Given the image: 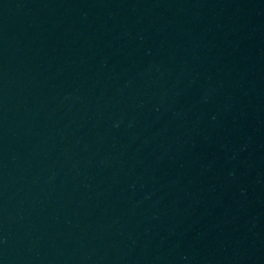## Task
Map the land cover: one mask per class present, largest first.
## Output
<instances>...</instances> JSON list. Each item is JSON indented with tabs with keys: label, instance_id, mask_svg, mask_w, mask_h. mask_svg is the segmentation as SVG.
I'll use <instances>...</instances> for the list:
<instances>
[{
	"label": "water",
	"instance_id": "95a60500",
	"mask_svg": "<svg viewBox=\"0 0 264 264\" xmlns=\"http://www.w3.org/2000/svg\"><path fill=\"white\" fill-rule=\"evenodd\" d=\"M0 264H264V0H0Z\"/></svg>",
	"mask_w": 264,
	"mask_h": 264
}]
</instances>
